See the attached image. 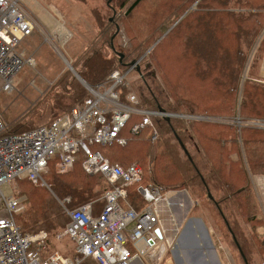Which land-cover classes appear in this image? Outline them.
<instances>
[{
	"label": "trees",
	"instance_id": "trees-1",
	"mask_svg": "<svg viewBox=\"0 0 264 264\" xmlns=\"http://www.w3.org/2000/svg\"><path fill=\"white\" fill-rule=\"evenodd\" d=\"M173 1H167L158 11L147 10L153 13L148 16L151 18L147 21L146 16L140 17L141 10L137 12L139 14H133L134 17H129L142 0H116V7L112 6L113 13L118 18L116 26L126 23L128 25V19L133 18L138 27L147 25L143 31L144 37L140 39L135 33L132 35L127 26L125 32L132 35V42L123 53V60H110L102 55L98 59L89 58L81 76L88 83L94 84L105 78L111 67H114L113 64L119 67L117 69H126L133 60L141 68L143 64L152 67L157 75L160 74L166 94H159L148 83L146 73L141 71L139 74L146 89L138 92L142 96L140 106L149 110L163 108L173 114L202 109L201 103L196 102L193 96L199 100L203 94L189 91V75L203 80L206 92H212L216 87L221 88L226 80L230 89H233L232 92L217 90L213 98H209V103L213 102L216 107L214 115L226 117L233 115L238 107L235 91L244 77V89L238 107L240 115L247 119L251 116L264 117V83L253 81L250 73L258 62L257 59L264 54V35L253 52L248 73L243 72L247 55L253 50L264 27V0H197V3L194 0ZM249 6L252 11H244V7L248 9ZM100 23V27L105 28L101 21ZM171 26L173 28L170 32L161 38ZM114 35L107 32L103 35L112 49ZM244 50L246 57H241L240 53ZM146 67L145 70L148 71L149 68ZM74 87L75 99L82 97L87 91L77 84ZM121 92L122 98H125L123 88ZM205 96L209 97L206 93ZM140 120L138 115H133L128 121L122 131V136L127 139L124 145L95 144L92 147L112 163L123 167L133 162L141 165L142 179L127 188V198L121 205L136 210L143 209L146 201L139 192L141 186H158L164 192L187 189L194 196H199L202 190L206 191L208 198L215 202L221 212L244 264H250V259L253 263L264 264V234L258 230L259 226L264 225V220L259 217V204L251 181L252 175H264V130L242 127V143H238L237 130L232 126H219L196 120L186 123L187 118L184 117L166 119L154 116L152 120L158 134L156 139H152L153 127L145 126L137 132L133 131L134 124ZM40 125L43 123L34 127ZM25 129L24 124H21L10 132L18 133ZM232 152L237 155V162L229 159ZM83 158L84 155L80 153L73 171L64 173L56 170V159H53L49 162V170L44 177L59 198L71 197L67 207L74 209L92 202L95 213L98 214L105 205L103 195L112 186L101 173L85 172L82 167ZM15 182L21 184L15 194L25 195L27 198L26 209L32 203L26 212L16 215V223L31 234L46 231L49 246L55 234L50 233L58 227H63V230L65 222L67 224L69 220L68 215L47 188L33 185L28 179H15ZM212 190L214 193L220 191V196L212 195ZM232 202L235 204L232 213L244 217L241 223L245 229L249 226L248 231L244 229L245 233L243 227L238 229L233 219L229 221L225 213L224 208ZM193 211H199L195 205ZM80 264L97 262L86 258Z\"/></svg>",
	"mask_w": 264,
	"mask_h": 264
},
{
	"label": "built area",
	"instance_id": "built-area-1",
	"mask_svg": "<svg viewBox=\"0 0 264 264\" xmlns=\"http://www.w3.org/2000/svg\"><path fill=\"white\" fill-rule=\"evenodd\" d=\"M33 30L34 24L21 9L20 0H0V91L14 89V77L28 62L19 47ZM126 74L114 69L103 82L102 91L90 86L89 97L81 105L22 132H10L0 114V264H80L86 258L97 264H134L135 257L147 255L159 262L167 248H173L160 222L159 203L167 198V192L158 186H141L145 207H123L127 188L142 179L141 165L133 162L123 167L92 148L95 144L124 145L127 139L122 131L133 115L141 118L133 131L153 127L152 139L158 134L154 116H178L141 107L134 93L122 98ZM80 153L84 155L85 172L101 173L112 187L104 193L105 205L98 214L92 202L74 209L64 207L69 220L56 233V239L68 237L76 255L49 254L46 231L31 234L16 223V215L26 209V196L6 195L3 187L15 179L48 186L44 176L49 162L56 159V170L64 173L72 170ZM158 228L161 236L156 233Z\"/></svg>",
	"mask_w": 264,
	"mask_h": 264
},
{
	"label": "rangeland",
	"instance_id": "rangeland-1",
	"mask_svg": "<svg viewBox=\"0 0 264 264\" xmlns=\"http://www.w3.org/2000/svg\"><path fill=\"white\" fill-rule=\"evenodd\" d=\"M167 1L171 3L174 2L173 0H142L136 8V11H133L134 13L132 12V15L129 17H134V15L139 14L137 12L141 10L140 17L146 16V20L148 21L149 18H151L148 16L153 13L147 12V10L154 12L158 11L165 6ZM194 1L197 3V0ZM196 3H194V5ZM20 6L34 24V30L27 39L22 41L23 44L21 43L19 47V51L23 53L28 62L14 77V89L11 92L0 91V114L10 131H14L21 124H24L25 128L28 130L36 125L49 122L59 113H65L73 107L81 105L85 98L89 97L88 89L90 86L102 91L103 82L106 81L108 75L114 69L119 67L113 64L114 67H111L103 80L99 81V83L91 84L81 76V71L85 70L86 60H89V58L98 59L101 55L106 59L121 60L122 58L119 55L123 54L125 50L131 46V36L135 33L138 38H143V31H145L147 26L138 27V24L133 21V18L132 20L129 18L128 25L127 23L123 25L118 24L120 31H118L119 33L116 35V23L118 18L114 15L112 10V6L116 7V0H20ZM244 9V11H252L250 6L248 9L246 7H244ZM262 11L264 12V9H262ZM120 15L121 13L118 14V16ZM99 20L105 25V28L100 27L101 23ZM127 26L132 35L125 32V30L127 31ZM173 26H175V24ZM173 26H171L161 38L165 37ZM105 32L109 33V35L115 34L113 37V49L103 36ZM263 35L264 27L256 39L253 50L247 55L245 70H243L244 74L249 71L248 66L252 59L253 52H255ZM169 42L171 43V41ZM245 51L246 50L240 53L241 57H246ZM257 61L255 67L250 71V73H252V80L257 83H264V54L260 59H257ZM199 62L200 60L197 61V63ZM145 67L146 66L143 64L141 68L140 65L138 66V62L132 60L128 68H120L122 72L125 74L127 73V87L124 88V94L128 95L134 93L142 100L141 94L138 93L146 89L144 82L141 80V75L139 74L142 71V73H146L145 77H147L148 83H150L159 94L161 93L164 96L166 93L164 92L165 90L160 74L158 73L157 75L152 67H146L149 68L148 71H146ZM76 74H78L85 83L82 82L81 78ZM150 74H152L153 77ZM193 76L189 75L187 77V85L189 91L191 90V92L199 93V95L200 93L203 94L201 96L202 99L199 100L196 96L192 95L196 102L199 101L201 103L200 107L202 109H194L195 111L192 110V112L183 114L174 113L178 115L175 117L187 118V120H185L186 123H190V121L195 122L196 120L204 123L217 124L219 126H232L237 130L235 131L238 137V143H242L240 134L242 127L264 130V117L251 116L250 119H247L240 115L238 107L244 89V77L240 86H238L236 91L234 90L237 96L238 107L235 108L233 115L226 117L214 115L216 107L213 102L209 103L217 90L232 92L233 89H230L226 80H224V84L221 88L216 87L214 91L206 92V87L203 86V84H205L202 82L203 80ZM76 84L77 86L80 85L84 91L87 90L83 93L84 95L78 99H75L76 88L74 85ZM205 93L209 95L208 98H206ZM212 100L215 101L214 99ZM229 142L231 143V141ZM237 158L234 152L229 155V159L233 162H237ZM227 162L229 163L228 157ZM236 167H238V165H236ZM231 171L233 170L231 169ZM45 181L48 186L41 187L47 188L51 196H53L63 208L66 207L67 209H71L66 205L71 201V197L66 196L62 199L59 198L53 192L46 179ZM20 185V183L12 181L4 185V193L6 195L14 194L17 192V187ZM38 186L40 187V185ZM220 194V191L214 193L212 190V195L215 197H219ZM166 195L168 198L171 197L169 202L172 204V210L175 207L174 213L178 212L177 214L180 215V213L189 210L194 212L193 207L195 205L196 209L199 210L198 212L204 214L205 222H201L198 228L192 231L189 226H185L183 230L185 238L186 236H192V239L190 237L185 239L184 246L186 245V247L184 248H186L187 251H183L185 253L187 252L189 263L244 264L239 249L232 239L231 233L222 218L223 216H221V212L216 207L215 202L208 198L206 191L202 190L199 196H194L187 189H175L168 191ZM31 205L32 203H29L25 210H28ZM234 205L235 204L232 202V204H228L224 210L229 221L233 219L237 228L241 229L243 227L241 221L244 217L232 213V207H234ZM169 207L170 206L167 207L166 205L161 206V210L159 211L161 217H167L170 213L168 211ZM62 228L63 227H58L54 229V231L52 230L50 234H55L52 236L46 252L49 254L59 252L65 256H75L76 251L74 243L70 241L68 237L60 241L56 239V233L61 231ZM248 228L249 226L247 225V229ZM22 229L23 231H27L23 227ZM244 229L243 227V232L245 233L247 229ZM129 245L130 243L127 244V246ZM251 246L253 245L251 244ZM171 249V247H168L165 253ZM148 258L150 257L148 256ZM160 259L162 258L160 257ZM154 263L157 264L158 261ZM250 264H257V262L253 263L252 259H250Z\"/></svg>",
	"mask_w": 264,
	"mask_h": 264
},
{
	"label": "crops",
	"instance_id": "crops-1",
	"mask_svg": "<svg viewBox=\"0 0 264 264\" xmlns=\"http://www.w3.org/2000/svg\"><path fill=\"white\" fill-rule=\"evenodd\" d=\"M251 181H252L253 190L255 192L259 204V217H261L264 220V175L263 174L252 175ZM170 198L171 197L169 198L167 197L165 200L159 203V211L161 210L160 209L161 206H165V205L167 207L170 206L168 208L169 209L168 211L170 213L167 215V217L160 216V222L162 228L167 233L166 235L168 236L169 240L172 242L173 248L166 253L168 254V256H166L165 254L164 255L165 257H162V259H160L157 264H191L189 263L187 252L185 253L183 251H187L186 248H184L186 247V245L184 246L185 239L189 237L192 239V236L189 237L186 236L185 238V236L183 235V230L185 226H189L190 230L192 231L195 230L196 228H198L201 222H205V217L202 212L195 213L192 212L191 210L184 213H180V215L177 214L178 212L174 213L173 211L175 207L172 210L173 208L171 206L172 204L169 202ZM258 230L261 234H264V225L259 226ZM133 262L134 264H155L151 258H148V255L140 256V257L137 256L134 258ZM207 264L209 263L207 262Z\"/></svg>",
	"mask_w": 264,
	"mask_h": 264
},
{
	"label": "water",
	"instance_id": "water-1",
	"mask_svg": "<svg viewBox=\"0 0 264 264\" xmlns=\"http://www.w3.org/2000/svg\"><path fill=\"white\" fill-rule=\"evenodd\" d=\"M117 27V32L119 31V29H120V27H119V25H117L116 26ZM121 58L123 57V54H121V56H120ZM138 71H140V70H138ZM78 77H80L78 74H76ZM81 78V77H80ZM81 81L82 82H84L85 83V81L81 78ZM159 111L160 112H166L165 111V109H163V108H159ZM170 115H167V116H165L164 118H166V119H170ZM209 196L211 197V194H209ZM156 233H157V235L158 236H161V230H160V228H158V229H156Z\"/></svg>",
	"mask_w": 264,
	"mask_h": 264
}]
</instances>
